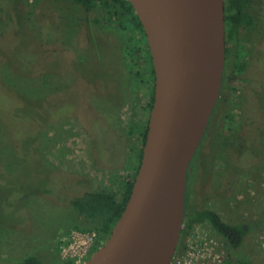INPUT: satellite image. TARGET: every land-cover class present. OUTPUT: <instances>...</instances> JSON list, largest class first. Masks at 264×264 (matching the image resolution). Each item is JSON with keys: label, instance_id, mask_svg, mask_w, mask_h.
I'll use <instances>...</instances> for the list:
<instances>
[{"label": "rangeland", "instance_id": "374dc122", "mask_svg": "<svg viewBox=\"0 0 264 264\" xmlns=\"http://www.w3.org/2000/svg\"><path fill=\"white\" fill-rule=\"evenodd\" d=\"M98 15V10L89 14L92 19ZM84 16L83 11L69 0H0V264H19L26 255H34L47 264H56L60 261L59 245L73 231L67 230L86 226L77 221L71 207L60 205L79 194L81 186L84 189L86 186L89 191L104 188L118 191L120 181L134 175L138 145L136 149L132 147L135 137L131 135V127L137 124L143 131L147 124L151 85L147 80L131 84L128 79L129 85L119 82L127 72L125 74L123 67L116 70L115 54L108 44L126 46L132 39L118 34L112 26L92 25L84 33L79 22ZM76 25L80 33H77ZM43 34L51 35L53 40L44 39ZM82 42L86 45V52L78 50ZM102 43L105 46L95 53L93 46ZM43 45L54 52L44 53ZM141 47L146 48L144 42ZM33 71L39 81L44 77L41 86L37 80L32 84L29 72ZM78 76L88 84L82 93L88 92L90 86L96 89L100 84L99 91L108 95L106 102L99 99L96 103L124 134L121 136L122 165L118 164V153L109 150L104 152V161L105 165L111 162V170H107V165L95 166L98 163L92 156L90 135L74 116L47 126L42 134L41 158L30 153L14 157L10 142H14L13 139L22 141L24 132L31 133L15 113L16 109L21 105L24 109L25 101L29 102L26 104H36L56 85L58 88L67 86L63 94L77 100ZM230 78L226 77L221 85L211 123L191 161L187 181L188 210L192 206L210 207L230 221L257 219L261 216L260 204L264 200V136L257 152L251 153L260 157L259 162L240 172L239 188L233 190L225 183L216 191L226 159H229L228 167L233 176L234 163L230 160L241 155L239 153L244 149L245 129L240 122L239 101L245 85ZM120 86L129 91L121 95ZM6 87L16 93L20 91L25 101L12 95ZM16 99L20 101L17 105ZM59 101L57 98L51 101L54 108L58 107ZM250 138V141L255 140L253 136ZM42 159L56 169L44 167ZM241 159L247 158L243 156ZM43 188H46L44 195ZM216 194L224 195L226 202H218ZM254 207L260 212H255ZM105 239L104 236L97 247ZM20 245L23 246L19 248ZM244 252L249 253L245 249ZM252 257H258L264 264L263 257L256 251Z\"/></svg>", "mask_w": 264, "mask_h": 264}, {"label": "trees", "instance_id": "16d2710c", "mask_svg": "<svg viewBox=\"0 0 264 264\" xmlns=\"http://www.w3.org/2000/svg\"><path fill=\"white\" fill-rule=\"evenodd\" d=\"M69 1L85 14L84 17L79 19L80 27L84 33H86L85 30L91 28L92 25L96 27L99 25L104 28L112 26L115 27L118 34L132 39V41L129 40V45L126 44V46L125 44H123V46L121 44L120 47H114L112 43L108 45L115 54L114 61L117 66L116 70L122 69L123 67L125 74L127 72L125 77L120 78L121 80H119V82H123L121 84L129 85V79L131 84H134V82L139 83L141 80H147L148 85H151L152 94L148 104L150 110L153 100L154 73L150 53L149 50L146 49L145 36L131 4L127 0ZM224 5L225 64L222 83L224 79L229 76L231 80L245 85L243 86V94L239 101L241 114L240 122L245 129V133L243 137L244 149L239 153L241 155H236L234 159L230 160L234 163L232 167L233 176L231 175V168L228 167L229 159H226L224 163V172L219 178L216 191L221 189L225 183L227 187L233 190L238 187V178L241 177L240 172L243 169L251 167L250 165L255 166L258 164L260 157H255V154L251 153L257 152V147H259L264 136V0H224ZM95 10L99 11V15L92 19L89 14H92ZM79 22H77V24ZM76 31L80 33L77 25ZM43 36L46 37L44 39H51V35L43 34ZM143 42L146 46L145 49L141 47ZM45 45H43L44 53L54 52L50 50V47H45ZM103 46H105L103 43L100 45L95 44L93 46L95 53L99 52ZM78 50L80 52H86L87 49L84 42H82L80 46L78 45ZM97 56L98 58L101 57L100 55ZM138 65L140 68L143 67L141 71H139L140 68L138 69ZM128 71L130 72L129 74ZM29 74L32 76V84L36 80L38 81V85L41 86L43 84L44 77L39 81L34 71L31 73L29 72ZM61 74L65 75L64 72ZM76 85L77 100L73 101L63 94L67 86L58 88L56 85L51 90L52 93L50 92L48 96H43L44 98L36 104H26L29 102L25 101L20 91L16 93L13 89L6 87L8 92H11L12 95L20 97L23 102L25 101L24 109L21 105L16 109L15 113H17L18 117L24 122V126L29 130L27 132H31L30 134L24 132L25 138L22 141L13 139L16 143L13 141L10 142L13 147L12 154L15 155L14 157L30 153L37 159L41 158L42 134L47 126L54 121L74 116L90 135L92 156L95 163H98L95 164V166L97 165L99 168L100 166L106 167L107 165V170H111V162L105 165L104 161V152L109 150L118 153V164L122 165L120 161L123 160L122 156H124L122 149L123 140H121L123 133H121L118 126L113 124L112 118L106 115L99 107L98 103H96V100L99 99V101L106 102V96L108 95H106V93L104 95L99 91V88L102 86L100 84L96 85V89L90 88V86L88 92L82 93L81 91L88 84L86 80L79 76ZM129 89H131L130 86ZM128 91L127 87L120 86L119 93L121 95H124V93ZM106 92L108 94L110 93L107 89ZM56 98L60 101L59 104H57L58 107L54 108L51 101ZM19 102V99H16L15 105L19 104ZM146 130L147 124L143 131L140 130V126L137 124L131 127V135L135 137L132 147L136 149V145H138V149L135 152L137 166L131 178H125L120 181L121 185L118 191L107 190L106 188L89 191L86 189V186L85 189L83 188L84 186H81L79 187V194L72 196L71 200L60 205L61 207H64L63 205L71 207L74 210L73 214L75 212L74 216L78 219L77 221L82 222V225H86L82 226L83 228H70L67 232L71 230L93 231L98 237L100 235L107 236L109 234L129 197L134 176L140 162ZM252 136L255 137L254 141H250V139H252L250 137ZM253 143L255 147L252 146ZM121 149L122 151H120ZM237 156H245L247 159H241V157L237 158ZM242 160L247 161L244 162ZM262 160H264V156ZM43 161L42 159V162ZM116 161L117 160H114L113 162ZM42 164L46 168L52 167L47 161H44ZM52 168L56 169L54 167ZM235 169L236 172H234ZM188 188L189 185H187L185 194V212L183 219V226L185 229L189 230L196 226L210 225L212 230L222 240L226 258L225 264H261L258 257H249V254L244 252V246L247 243L255 242L258 233L264 231V200L260 204V209L263 211L261 210L260 212V210L255 207L253 209L255 212H260L261 216L259 218L230 221L223 218L215 209L210 207L196 208L192 206L190 210H188ZM45 192L46 188H43L42 195H44ZM216 195V200H218V202L221 204L226 202L224 195ZM182 233L183 231L181 235ZM22 246L23 245H20L19 248ZM56 250L58 251V248H56ZM94 250H96V248ZM19 264L47 263L41 261L34 255H26ZM56 264H74V262L71 260H58Z\"/></svg>", "mask_w": 264, "mask_h": 264}, {"label": "water", "instance_id": "95a60500", "mask_svg": "<svg viewBox=\"0 0 264 264\" xmlns=\"http://www.w3.org/2000/svg\"><path fill=\"white\" fill-rule=\"evenodd\" d=\"M153 68V100L129 197L84 264H171L190 162L218 101L225 64L224 0H127Z\"/></svg>", "mask_w": 264, "mask_h": 264}, {"label": "built area", "instance_id": "2783aa9c", "mask_svg": "<svg viewBox=\"0 0 264 264\" xmlns=\"http://www.w3.org/2000/svg\"><path fill=\"white\" fill-rule=\"evenodd\" d=\"M178 253L171 264H225V252L220 237L210 225H201L186 230L182 227ZM96 233L93 231L73 230L59 245L61 261L71 260L74 264H84L93 252ZM181 249V250H180ZM249 257L256 251L264 259V231L258 233L254 245L246 244Z\"/></svg>", "mask_w": 264, "mask_h": 264}, {"label": "flooded vegetation", "instance_id": "af4514ba", "mask_svg": "<svg viewBox=\"0 0 264 264\" xmlns=\"http://www.w3.org/2000/svg\"><path fill=\"white\" fill-rule=\"evenodd\" d=\"M218 100H219V98H218ZM218 102V101H217ZM217 104V103H216ZM215 107H216V105H215ZM215 109V108H214ZM213 112H214V110H213ZM213 112H212V114H213ZM212 114H211V116H210V119H209V122H208V125H207V129H206V131H205V133H204V136H205V134H206V132H207V130H208V128H209V125H210V123H211V117H212ZM203 136V137H204ZM194 157V156H193ZM193 159V158H192ZM192 161V160H191ZM190 165H191V162H190ZM191 169L192 168H190V171H189V173H188V175H187V181H188V176H189V174H191ZM186 186H187V183H186ZM103 235H100L99 237H98V239H97V241H96V245H95V247H94V249L96 248H98L97 246L101 243V241H102V239H103ZM106 237V236H105ZM94 249H93V251H94Z\"/></svg>", "mask_w": 264, "mask_h": 264}]
</instances>
